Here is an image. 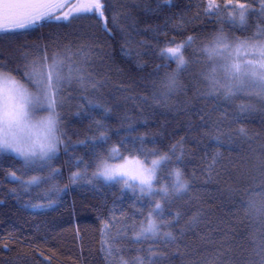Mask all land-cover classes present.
<instances>
[{"label":"trees","instance_id":"trees-1","mask_svg":"<svg viewBox=\"0 0 264 264\" xmlns=\"http://www.w3.org/2000/svg\"><path fill=\"white\" fill-rule=\"evenodd\" d=\"M102 3L105 31L94 17L0 33V71L32 88L26 73L33 61L47 56L50 62L54 53L75 60L77 44L92 42L85 83L60 90L63 143L49 165L26 171L22 160L0 153V264H124L137 257L142 264H262L264 215L248 204L264 203V98L213 94L206 77L219 59H210L203 47L221 29L230 46L256 43L254 36L264 41V0ZM210 4L217 7L209 11ZM239 4L245 5L243 23L230 20L229 8ZM63 9L61 16L70 8ZM189 36L195 41L183 50L187 68L168 92L165 82L177 65L160 53ZM101 137L107 143L94 144ZM114 147L124 158L138 159L137 149L170 153L157 185L171 189L177 168L188 182L186 192L170 191L163 202L156 238L136 239L156 195L93 180L94 151L108 154ZM75 172L82 178L72 183ZM13 173L22 181L49 179L26 191ZM169 232L174 240L165 236Z\"/></svg>","mask_w":264,"mask_h":264},{"label":"snow or ice","instance_id":"snow-or-ice-1","mask_svg":"<svg viewBox=\"0 0 264 264\" xmlns=\"http://www.w3.org/2000/svg\"><path fill=\"white\" fill-rule=\"evenodd\" d=\"M68 6L67 0H0V33H12L17 30H25L32 28L38 24L43 23H57L68 24L73 20L88 19V18H103L104 17V4L102 0H82L79 4H72L71 9L64 12L61 16L58 14L60 9ZM217 7L214 4L209 5V11ZM239 8L244 9V4H239ZM261 13L264 14V4L261 7ZM241 23L245 20L244 11L240 12ZM107 25L105 24V30ZM264 31V30H262ZM251 40L258 41L249 44L246 41H241L239 47L246 50L250 49L248 57L239 62H232L231 46L227 43L228 37L223 34V30L217 33L208 44H205L203 51L210 59L219 58L221 63H217L213 72L206 77L211 84V92H220L225 100H230L232 97L237 96L239 93L256 94L264 98V41H260L259 36L250 38ZM195 38L189 36L182 43L175 46H166L160 53L161 57L168 61L176 62V70L167 76L165 87L168 92L175 91L178 84V76L182 71L187 68L188 62L185 59L183 50L191 47ZM67 61V70L65 71V62ZM166 66V65H165ZM31 70L26 73V78L29 84L35 85L33 90L27 84L28 88L33 90V97L35 100L36 108L47 107L56 116L60 123V114L58 112V104L61 102L60 90L65 84H71L73 81L79 83L81 86L85 83L83 68L76 66L72 63L70 55L62 57L59 53H54L51 61L47 56L43 61H33L30 65ZM46 70V71H45ZM219 74V75H218ZM95 87V84L92 85ZM23 93L19 88L6 90L3 96H0V115L13 117L17 114L18 101L17 97L22 96ZM91 105L92 102L89 101ZM99 107V105H94ZM242 135H245V130L240 129ZM12 144V141L8 142ZM60 136L57 138V144L53 145L49 152H42L40 155H26L24 150L21 149L19 153H14L7 149H0V152H11L14 156L23 161V166L26 171L28 170H42L46 168L53 157L59 151L57 145L62 144ZM107 143L106 137H101L98 141L94 142L96 145H103ZM125 141L120 142L123 147ZM141 138V144H143ZM17 148L19 144L15 145ZM67 150V149H65ZM172 151H175L173 146ZM118 149L113 148L108 154H97L94 151V158L96 162V171L93 174V180L103 179L105 184L115 185L123 184L125 190H136L138 188L142 196L151 198L154 195L162 194L161 198L166 199L169 196V186L164 185L159 188L156 186L158 179L157 174L164 170V165L171 159V154L166 153L161 155L159 152L153 151L148 154L141 149L135 152L137 164L141 166L135 170H130L125 164L112 166L115 159H125L123 155L117 156ZM131 155V154H130ZM149 155L157 157L151 160V167H144L148 161ZM218 155V154H217ZM143 161V164L141 163ZM216 163V156L212 159V164L209 169ZM78 166V165H77ZM88 165H85V171ZM56 174L59 172L56 170ZM174 181L171 185V191L180 195L188 190V182L183 179L181 171L177 168L172 173ZM15 180H21V177L12 174ZM82 176L79 172L73 173L70 177L72 183H76ZM49 177H44L43 180L33 176L31 180L22 181L21 184L27 191L32 186H38ZM138 182V183H137ZM248 208L258 215H264V203L257 205L255 202H249ZM161 204L157 202L155 207L151 209L147 218V227L141 225L139 233L136 234V239H147L146 234H151L152 238H156L159 233V226L153 219L154 216L160 215ZM108 221L102 228V234H107ZM168 240H174L172 234L165 233ZM111 255V250H108ZM142 264V261L137 257L136 261H126L124 264ZM155 264V262H153ZM264 264V259H262Z\"/></svg>","mask_w":264,"mask_h":264},{"label":"clouds","instance_id":"clouds-1","mask_svg":"<svg viewBox=\"0 0 264 264\" xmlns=\"http://www.w3.org/2000/svg\"><path fill=\"white\" fill-rule=\"evenodd\" d=\"M14 88H19L23 95L17 97L18 109L15 116L10 118L0 115V149L14 153L23 149L26 155L49 152L59 138V121L47 107H35L33 90L23 81L11 72L0 71V96L6 90ZM16 144L20 147L17 148Z\"/></svg>","mask_w":264,"mask_h":264},{"label":"rangeland","instance_id":"rangeland-1","mask_svg":"<svg viewBox=\"0 0 264 264\" xmlns=\"http://www.w3.org/2000/svg\"><path fill=\"white\" fill-rule=\"evenodd\" d=\"M72 1V2H71ZM71 1H69V2H67L68 3V8H70L71 9V5L72 4H79V3H81L82 2V0H71ZM74 1V2H73ZM70 9H66V10H70ZM65 9H63L62 11H64ZM229 10H232V15H230L231 17H230V20L232 19H234V17L236 18V19H240V12L241 11H243V9H241V8H239L238 6H236V7H232V8H229ZM60 11H61V9L59 10V12L58 13H60ZM90 21V20H89ZM88 20H84V21H82V22H89ZM87 38H89V37H87ZM90 39V38H89ZM91 44H92V42L91 41H88V40H84L83 42H80V43H78L77 45H79L80 46V53H78V54H76L74 57H75V60H72L71 59V61H72V63L74 64V65H76V66H81L82 68H83V74H84V76H86L87 75V72L90 70V66H91V63H92V61H91V57H90V49H91ZM249 51H250V49H248V50H246V49H244V48H241V47H239V44H235V45H231V57H232V62H239V61H243V60H245L247 57H248V55H249ZM219 59V58H218ZM217 59V60H218ZM222 61H220V60H218V61H215V63L217 64V63H221ZM65 63H67V61L65 62ZM213 64H214V62H212ZM215 65V64H214ZM65 71L67 70V64H65ZM71 84H65V90L68 88V86H70ZM30 88H32V87H30ZM33 90L35 89V86L32 88ZM64 88H62V90H63ZM64 90V91H65ZM112 150V149H111ZM111 150H110V152H111ZM109 152V153H110ZM0 153H5V152H0ZM6 154H10V155H12V156H14V154H12L11 152H8V153H6ZM15 157V156H14ZM152 159H154V158H152ZM152 159H149L148 161H147V163L146 164H143V161H141V163L143 164V166L144 167H151V160ZM136 160L137 159H134V158H125V159H123V160H121V161H119V162H112V166H116V165H121V164H125L130 170H135V169H137V168H139L141 165L140 164H137L136 163ZM174 172V171H173ZM157 176H158V174H157ZM11 178L12 179H14L12 176H11ZM32 179V178H31ZM31 179H29V180H31ZM28 181V180H27ZM98 181H101V182H104L103 181V179L101 178V179H99ZM173 181H174V175H172V183H173ZM138 183V182H137ZM156 186H157V188H159V187H161V186H158L157 185V181H156ZM123 187H124V185H123ZM134 191H136L137 193H139V194H141L140 192H139V190H138V188L136 189V190H134ZM170 191H171V189L169 188V196H170ZM142 195V194H141ZM161 195L162 194H157L155 197V203H154V207H155V204L157 203V202H159L160 204H161V209L159 210L160 211V213H161V210H162V207H163V202L169 197H167L166 199H162L161 198ZM176 195V194H175ZM147 197V196H146ZM148 218V217H147ZM153 219L155 220V223L158 225V222H157V216H154L153 217ZM143 226L144 227H147V220H146V222L143 224ZM141 228V227H140ZM139 231H140V229L138 230V232L137 233H139ZM147 236H148V238L150 239V238H152L151 237V234L149 233V234H146ZM142 239H144V238H142Z\"/></svg>","mask_w":264,"mask_h":264},{"label":"water","instance_id":"water-1","mask_svg":"<svg viewBox=\"0 0 264 264\" xmlns=\"http://www.w3.org/2000/svg\"><path fill=\"white\" fill-rule=\"evenodd\" d=\"M69 1H71V0H67V2H69ZM99 21H100V23H101V27H102V29L105 31V24H106V19H105V17H103V18H97Z\"/></svg>","mask_w":264,"mask_h":264}]
</instances>
